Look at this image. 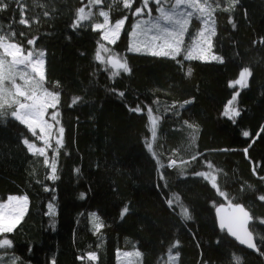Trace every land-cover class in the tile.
<instances>
[{"label": "trees", "instance_id": "obj_1", "mask_svg": "<svg viewBox=\"0 0 264 264\" xmlns=\"http://www.w3.org/2000/svg\"><path fill=\"white\" fill-rule=\"evenodd\" d=\"M93 1L5 0L0 10V44L43 53L41 86L58 94L64 129L48 157L33 153L23 141L40 144L36 134L0 108V199H29L19 225L0 234L11 241L0 264H118L119 251H138L140 264H264V0H215L175 59L129 51L138 21L165 26L163 0ZM81 9L95 16L84 21ZM99 9L112 24L127 18L109 47L128 73L96 58L107 46ZM210 21L222 62L186 60ZM244 70L248 85L230 86ZM236 94L241 114L230 119ZM223 204L250 212L258 253L219 228Z\"/></svg>", "mask_w": 264, "mask_h": 264}, {"label": "rangeland", "instance_id": "obj_2", "mask_svg": "<svg viewBox=\"0 0 264 264\" xmlns=\"http://www.w3.org/2000/svg\"><path fill=\"white\" fill-rule=\"evenodd\" d=\"M214 3H215V0H181L180 3H177L176 0H163V4L160 6V8H163V10L165 12H172V13H174V15H173L172 21H169V22L162 19L160 17L159 12H158V18L161 21H163L162 23H163V25H165L164 27H166L172 31L181 33L180 38L183 40V43H184L185 38H186V33H187V31L191 25L192 20L197 17V19L199 18L200 20H202V23H204V20H205L204 15H208V10L212 13L211 7L213 6ZM91 4L92 5H96V4L100 5L101 3L99 0H94ZM102 13H106V12L103 11L102 9H99L98 14L103 19V23L97 24V25H104V27L100 28V29H96V30H100L104 36V33L106 31L110 30L111 28H113L115 24L111 23L109 15L108 16L102 15ZM79 16L80 17L85 16L86 18L84 19V21H88L91 18H93V16H95V12H94V10L84 9L83 12H81L79 14ZM79 18H78V23L82 22L79 20ZM107 21H108V24H107ZM147 21H148L147 19L143 18L137 22L140 24V28L137 29L138 35L136 37H132L131 42H130V45L138 44L143 50L139 51V52H137V51H130V52L137 53V54L150 55L149 51L147 50V44L149 43V41H151L152 37L157 36V35H154L152 33V31H154L155 28L153 29V28L149 27V25H147ZM213 21H214V19H213ZM125 23H126V21H125ZM214 23H215V21H214ZM157 24H159V23H157ZM210 24H211V21L207 23L205 30H204V28H202V30H204L205 32L199 37L198 41L192 47L191 54L193 56H199L203 53H207L210 57H216V59H212V60L205 61V62H220L221 61L220 56H218L213 51V37L215 35V29ZM151 26H153V25H151ZM124 27H125V24L123 25V27L121 29L120 36L123 32ZM213 29H214V33H213L212 38H211L210 34H212ZM210 38H211V40H210ZM104 40L107 43V46L103 45L99 49L100 61L102 63H104L105 65L111 67L115 73H119L120 71H123V69L114 68L109 63V57H114V58L120 60L122 63L125 62V60L122 57H119L116 53L112 52V50L109 47V44L110 45H113V44L109 43V41L106 39H104ZM210 42H211V48H210ZM157 43H160V41H157ZM1 44L8 45V44H14V43L4 41V42H1ZM18 47L21 48L20 46H18ZM181 48H182V46H181ZM31 52L33 53V55L30 58V61H26L25 64L13 65V58L5 53L3 47H0V58H2L4 60V73H5V75L9 74V67L10 66L12 67V76H11V78L6 79L4 81L3 91L0 92V108H5L6 111H4V112L8 113L11 116H12V113L19 108L18 101H19V103H31V101L26 100L25 97L18 96V95L14 94L16 89L13 85V79L15 80V84L20 85L21 89L26 91V92H30L31 86L35 82H38L40 80L39 76L36 73L32 72L31 68L28 65L31 61H35L37 59H43L44 60V55L41 57L40 56L41 52H38V51H31ZM27 54L28 53L22 51L23 56H27ZM161 57H165V56H161ZM168 58H171V57H168ZM196 59H199V58H196ZM199 60H201V59H199ZM44 67H45V61H44V65H43V71H44ZM20 73H26L27 74V76H26V78L28 79L27 84L25 83L24 80H22L20 78ZM249 75H250L249 70H244V72L241 73L240 78L233 84L234 87L237 90H241L242 88L247 86L249 83ZM40 83L42 85L43 81ZM42 86H40L39 88L36 89L38 97H40V99L45 101V102L51 103L50 98L43 96V91L46 88L42 87ZM46 90L48 92L54 93L48 89H46ZM54 94H56V93H54ZM58 102H59V100H58ZM57 107H58V103H56L54 108L53 107L47 108V110L45 111L44 116H43V120L46 122V124L44 125L45 131L41 132V129L39 127H36V129H35V134H36L39 142H41V143L38 145L36 143H32L35 145L36 149H43L44 155L47 157H48V152L52 147L60 146L59 144H57V140L59 139L62 141V138H63V134L61 136V133L59 131V129L62 127L60 124L59 110ZM227 109H228V115L235 117V113L233 110L238 111L237 94L235 95L233 100L229 103ZM54 112L58 113L56 120L51 119V115ZM13 118H15V117H13ZM48 125H51V127L48 128ZM45 141H47V143H45ZM32 152L33 153H39L38 151H32ZM211 179L213 181V184L215 185L213 177H211ZM10 197H12V196H10ZM14 197H26V196H14ZM26 198H27V203H26V206L24 209V214H23L22 219L24 218L25 214L27 213V210L29 207V199H28V197H26ZM0 203L7 204L8 199L5 201L0 199ZM4 211L7 212L8 209H4ZM22 219L20 220V222L22 221ZM18 225L19 224H17V226ZM136 260H137V263L140 264L141 254L138 251H134V252L119 251L118 252V264H136L135 263ZM172 263H173L172 258H170L169 264H172Z\"/></svg>", "mask_w": 264, "mask_h": 264}, {"label": "snow or ice", "instance_id": "obj_3", "mask_svg": "<svg viewBox=\"0 0 264 264\" xmlns=\"http://www.w3.org/2000/svg\"><path fill=\"white\" fill-rule=\"evenodd\" d=\"M149 0H143L144 7L148 6ZM157 4L160 3V0H155ZM177 3H180L181 0H176ZM125 7H131L132 0H124ZM8 7V4L5 3V0H0V10L6 9ZM81 12H83V9H81ZM142 12L141 8H137L134 15H140ZM158 12L160 13V17L164 19L165 21H172L174 13L172 12H165L163 8H158ZM21 13L23 16V9H21ZM102 15H107V13H102ZM86 17H82V19H85ZM124 19L117 20L114 27L110 30L106 31L104 33L103 38L108 40L109 43L115 44L120 37L121 29L123 25L125 24ZM21 24L27 23L26 20L23 18L20 20ZM108 24V21H107ZM73 27L75 28L76 25L74 24ZM95 29L103 28L104 25H95ZM154 28H157L159 30V35L152 37L151 41L147 44V50L149 51V54L152 56H165V57H171L173 59L176 58L181 52V46L183 44V40L180 38L181 33L172 31L166 27H161L159 24H154ZM140 28V24L137 23L133 25V30L130 33V36L136 37L138 35L137 29ZM3 40V37H0V41ZM157 41H160V43H157ZM29 44H33V40L28 41ZM0 47L4 48V51L7 55L11 56L13 58V65L16 64H25L26 61H30V58L32 57L33 53L31 51L28 52L27 56L22 55V49L19 48L16 44H8L3 45L0 44ZM11 49V50H10ZM143 49L138 44H132L129 47V51H142ZM40 56H43V53H40ZM98 60L100 59L99 53L96 57ZM186 60L196 59L199 58L201 61H209L212 59H216V57H210L207 53H203L199 56H193L191 54V50H189L188 54L184 57ZM222 62V61H221ZM109 63L117 69H123L125 73L130 72V69L127 66V62H121L120 60L109 57ZM43 65L44 60L43 59H37L35 61H31L29 63V67L31 68V71L36 73L40 80L38 82H35L31 86L30 92H26L21 89L20 85L15 84V80L13 79V85L16 89L15 95L25 97L26 100L31 101V103H19V108L12 113V116L15 117L16 120H18L20 123L26 125L28 129L32 132L33 135H35V129L36 127H39L41 129V132L45 131L44 125L46 122L43 120V116L45 111L48 107H55L56 103H58L59 97L58 94H54L51 92H48L46 89L43 91V96L50 98L51 103L45 102L38 97L36 89L41 86V83L44 80V71H43ZM187 75H191V70L189 69ZM12 76V67H9V74L5 75L4 73V60L0 58V92L3 91V84L6 79L11 78ZM26 73H20V78L25 81V83H28V79L26 78ZM230 86H233V84H230ZM120 95H123V93H120ZM134 112H139V108L132 109ZM235 113V116H239L241 113L238 111L233 110ZM58 113H52L51 119L56 120ZM225 115H228V109L225 111ZM229 116V115H228ZM230 119H233L232 116H229ZM51 125H48V128H50ZM61 136L63 134L64 129H59ZM244 136H247L248 133L244 132ZM23 143L28 147L29 151H38L41 155H44L43 149H36L35 145L32 143H29L27 139L23 141ZM47 143V141H45ZM57 144L62 146V141L57 140ZM47 163V161H46ZM52 174L49 176L50 180H56L58 179L56 175V164L55 162L51 165ZM47 190V189H46ZM27 203L26 197H9L7 204L0 203V234L3 233H11L17 224H19L20 220L23 217L24 209ZM4 209H8L7 212L4 211ZM49 209L51 210V205H49ZM186 219H190V217H186ZM99 227V225H98ZM8 246L11 247V241L8 239H4L0 241V247ZM94 258V257H93Z\"/></svg>", "mask_w": 264, "mask_h": 264}, {"label": "water", "instance_id": "obj_4", "mask_svg": "<svg viewBox=\"0 0 264 264\" xmlns=\"http://www.w3.org/2000/svg\"><path fill=\"white\" fill-rule=\"evenodd\" d=\"M216 218L219 228L231 240L250 252L258 253L255 236L251 231L254 219L243 205L223 204L216 209Z\"/></svg>", "mask_w": 264, "mask_h": 264}]
</instances>
